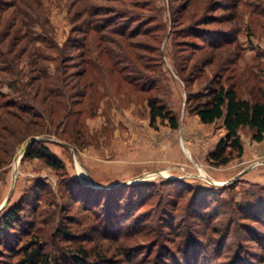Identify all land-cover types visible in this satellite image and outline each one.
I'll use <instances>...</instances> for the list:
<instances>
[{"label":"rangeland","instance_id":"1","mask_svg":"<svg viewBox=\"0 0 264 264\" xmlns=\"http://www.w3.org/2000/svg\"><path fill=\"white\" fill-rule=\"evenodd\" d=\"M40 1L68 59L66 95L54 115L33 98L18 1L0 0V223L16 213L0 225V264H30L36 247L34 264H185L186 250L199 264H264V138L240 128L242 154L226 147L216 165L222 121L201 123L187 103L215 82L264 93V0H84L100 14L79 17L73 0ZM149 97L176 129L150 125ZM29 144L60 167L27 158Z\"/></svg>","mask_w":264,"mask_h":264},{"label":"trees","instance_id":"2","mask_svg":"<svg viewBox=\"0 0 264 264\" xmlns=\"http://www.w3.org/2000/svg\"><path fill=\"white\" fill-rule=\"evenodd\" d=\"M16 1L18 3L14 4L15 10L13 11L16 29L12 36L16 40V47L19 42H24V47L16 53V60L28 48L27 52L31 57L30 64L34 66L33 71L35 72L29 80V84H31V88L34 91L33 98L36 99L38 95H41L42 103L48 102L47 110L50 114L54 115V107L57 104L56 99L59 96L65 97L66 95L65 92L59 90V86L66 85L64 79L66 78L68 59L61 58L63 56V48H60L53 39L52 26L42 9L41 1ZM73 2L76 3L75 16L77 17L84 13L90 16L100 14L96 8L87 6L84 0H73ZM9 7H13V3H10ZM14 21L12 22V26ZM92 22L90 18L82 21L90 29L98 31V26L93 25ZM36 26L40 29L39 33H36L34 30ZM44 51H57V55L56 57L44 56L42 55ZM40 60L56 64L53 74H48V68L43 66ZM57 63H62L63 67H59ZM83 73L84 69L72 74L80 76ZM187 103L189 112L195 114L201 123L211 124L217 120L222 121L225 137L219 141L215 151L209 156L210 160L216 165H224L230 161L231 155H225L226 147L237 151L238 156L242 154L243 147L239 136L240 128H247L251 132L252 139L256 142H260L264 138V93L258 99L250 101L240 98L233 84L225 86L220 82H215L212 86L207 87L204 92L190 94L187 98ZM147 106L149 109L150 125H153L157 119H161L166 121L170 128H177V118L169 111L165 104H158L155 97H149L147 99ZM21 111L25 112L24 109ZM25 156L27 158L41 159L53 169L60 167L58 162L50 155L49 150L43 145L35 147L33 144H29L26 148ZM15 214V211L9 213L3 218L0 225L10 227ZM79 251L80 256L85 255L84 250ZM40 253V250L36 247L25 254L24 261L30 264L36 263ZM187 254H189V251L186 250L185 259H183L186 261L185 264H199L198 262L188 261L190 258H188ZM44 258L41 259L40 264H47V256H44ZM234 259V261L231 259L229 264H250L249 261L245 262L238 254ZM82 262L84 261L79 259L78 263L82 264Z\"/></svg>","mask_w":264,"mask_h":264}]
</instances>
